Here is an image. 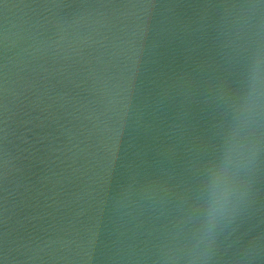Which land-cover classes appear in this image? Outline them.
<instances>
[{
	"label": "water",
	"instance_id": "1",
	"mask_svg": "<svg viewBox=\"0 0 264 264\" xmlns=\"http://www.w3.org/2000/svg\"><path fill=\"white\" fill-rule=\"evenodd\" d=\"M0 264H164L144 0H0Z\"/></svg>",
	"mask_w": 264,
	"mask_h": 264
}]
</instances>
